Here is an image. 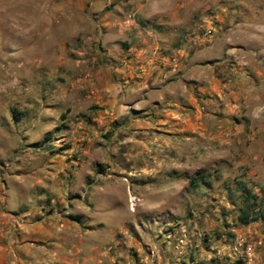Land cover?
I'll return each instance as SVG.
<instances>
[{
	"label": "rangeland",
	"instance_id": "rangeland-1",
	"mask_svg": "<svg viewBox=\"0 0 264 264\" xmlns=\"http://www.w3.org/2000/svg\"><path fill=\"white\" fill-rule=\"evenodd\" d=\"M264 0H0L6 264H264Z\"/></svg>",
	"mask_w": 264,
	"mask_h": 264
},
{
	"label": "trees",
	"instance_id": "trees-1",
	"mask_svg": "<svg viewBox=\"0 0 264 264\" xmlns=\"http://www.w3.org/2000/svg\"><path fill=\"white\" fill-rule=\"evenodd\" d=\"M238 190L243 194V200L239 208V222L241 224L247 225L264 219V216L258 207V197L243 184H239Z\"/></svg>",
	"mask_w": 264,
	"mask_h": 264
},
{
	"label": "crops",
	"instance_id": "crops-1",
	"mask_svg": "<svg viewBox=\"0 0 264 264\" xmlns=\"http://www.w3.org/2000/svg\"><path fill=\"white\" fill-rule=\"evenodd\" d=\"M12 248H7L0 245V264H6V258L10 255Z\"/></svg>",
	"mask_w": 264,
	"mask_h": 264
}]
</instances>
